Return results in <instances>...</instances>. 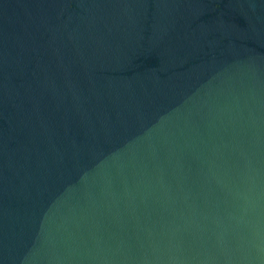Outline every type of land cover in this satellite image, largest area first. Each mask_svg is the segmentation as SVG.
I'll return each mask as SVG.
<instances>
[{
    "label": "water",
    "instance_id": "95a60500",
    "mask_svg": "<svg viewBox=\"0 0 264 264\" xmlns=\"http://www.w3.org/2000/svg\"><path fill=\"white\" fill-rule=\"evenodd\" d=\"M0 264H264V0H0Z\"/></svg>",
    "mask_w": 264,
    "mask_h": 264
}]
</instances>
